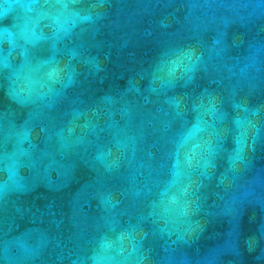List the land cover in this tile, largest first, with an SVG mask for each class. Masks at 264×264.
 I'll use <instances>...</instances> for the list:
<instances>
[{"label": "water", "instance_id": "water-1", "mask_svg": "<svg viewBox=\"0 0 264 264\" xmlns=\"http://www.w3.org/2000/svg\"><path fill=\"white\" fill-rule=\"evenodd\" d=\"M197 185L172 264H264V0H0V264H157Z\"/></svg>", "mask_w": 264, "mask_h": 264}, {"label": "clouds", "instance_id": "clouds-1", "mask_svg": "<svg viewBox=\"0 0 264 264\" xmlns=\"http://www.w3.org/2000/svg\"><path fill=\"white\" fill-rule=\"evenodd\" d=\"M184 48H191V45H185V44H179L177 43L175 47L170 48L168 51L162 53V57L177 51L182 50ZM196 65H193V71H195ZM259 71V69H256ZM253 150V149H252ZM7 159V155L5 157ZM230 164L232 165V168L235 172L245 171L250 168L251 166V157H247L244 155H241L238 157L236 161H230ZM239 164L241 168H237L236 165ZM202 185H197L196 189L193 190L191 193L193 199L191 201V208L190 212L188 214V219L186 221V227L183 229V231L177 233V234H169L167 241L170 242L171 246H175L174 248L166 247L164 249L165 253L167 255L159 257V260L157 264H172L173 257L171 255L172 251H175L176 249H183L186 246H191V244L199 239L200 234L203 231V225L199 219H196V217L201 213L202 211V199L199 195L200 188ZM248 190H246L245 195H247ZM3 196H7L9 194L7 188L3 191V193H0ZM239 198L233 197L232 203L235 204ZM230 211H233L230 209ZM238 226V225H237ZM174 235V238H173ZM230 235H232L230 233ZM143 239V238H142ZM258 244L264 245V232L261 233L260 237L257 239ZM247 244V243H246ZM136 252L135 257H128L126 258L127 264H145V261H149V250H146L143 245L141 244L136 249H134ZM251 251V249H249ZM226 257H231V259H226ZM240 248H239V242L235 238L226 241V243L214 249L210 255L208 256H199V255H193L189 256L187 254L183 255L181 257L182 264H240Z\"/></svg>", "mask_w": 264, "mask_h": 264}]
</instances>
